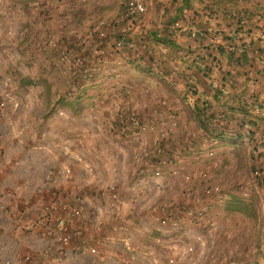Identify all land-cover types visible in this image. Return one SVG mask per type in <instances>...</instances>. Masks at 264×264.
Listing matches in <instances>:
<instances>
[{
    "label": "crops",
    "instance_id": "obj_1",
    "mask_svg": "<svg viewBox=\"0 0 264 264\" xmlns=\"http://www.w3.org/2000/svg\"><path fill=\"white\" fill-rule=\"evenodd\" d=\"M123 1L14 0L0 9L3 13L0 25L4 24L0 26V80L19 79L13 89L7 86L0 89L13 97L17 93L20 99L0 113V233L28 249L53 243V237L42 238L20 228L18 216L35 219L43 204L53 200L56 194L63 199L70 195L84 208L87 221L94 224L100 217L92 213V201H101L100 193L114 184L123 194V213L133 224L129 237L132 251L125 249L122 240L126 235L113 230L111 215L107 213L102 217V233L113 236L103 245L105 260L98 262L91 255L72 253L64 264H168L172 257L177 264H200L203 250L188 258L180 234L169 232L172 228L169 230L165 225L160 212L149 209L150 200L142 202L144 197L148 198L146 191L140 190V196L137 190L133 191L135 187L131 183L126 184L124 177L132 176L135 170L128 164L130 157L122 148L123 141L114 138L120 146L107 150L112 148L110 135H86L90 131L86 126L82 127L85 136L77 138L75 133L68 132L75 130L78 106L55 103L54 89L50 92L51 99L47 97L43 80L50 74L44 71L43 64L52 67L56 58L53 50L61 48L59 44H71L73 39H80L85 47L94 50L96 39L85 42L83 39L89 32H95L100 20L111 25L106 29L107 35L115 33L114 39L129 29V36L141 47L137 54L157 53L166 63H178L180 70L185 71L184 85L180 83L182 93L189 96V84L198 86L195 97L190 95L188 101L179 103L180 129L185 139L194 140L196 146L202 142L224 143L223 139L197 140L190 136L189 111L192 113L197 97L212 103L214 110L227 113L235 112L233 109L238 108V100L242 99L248 104L249 115L236 112L237 119L249 117L264 127V0H146L147 13L137 25L118 21ZM176 21H182L186 28L176 27ZM193 28L200 31L198 38L191 36ZM159 37L174 43L175 48L158 42L155 38ZM105 45L108 47L107 41ZM173 53H176L174 60ZM119 56L118 59L126 61ZM194 59L205 68L192 65ZM114 61V57H107L104 66L110 67ZM3 62L8 63L7 68ZM14 64L19 65L20 71L10 70ZM206 69L209 71L204 75ZM136 79L133 75L131 80ZM105 81L98 92L87 89L80 93L98 94L101 100L95 106L93 102L87 103L88 107H80L78 113L91 112L97 107L103 113L116 102L121 93L112 87L109 78ZM213 82L227 86L230 93L223 96ZM65 110L64 118L60 119V112ZM97 141H102L101 150L95 147L100 143ZM68 167L72 170L70 177L64 174ZM74 228H79L78 223ZM162 235L169 248L157 244ZM38 239L43 242L40 246L36 245Z\"/></svg>",
    "mask_w": 264,
    "mask_h": 264
},
{
    "label": "rangeland",
    "instance_id": "obj_2",
    "mask_svg": "<svg viewBox=\"0 0 264 264\" xmlns=\"http://www.w3.org/2000/svg\"><path fill=\"white\" fill-rule=\"evenodd\" d=\"M0 3V9L12 4L4 0H0ZM0 17H3V13H0ZM0 26H4L3 22ZM10 33L12 34V30ZM109 34L104 39H96L95 44L92 45L94 50L85 47L80 39L70 40L71 44L68 42V45L67 43L59 44L62 47L53 50L56 58L52 67L48 63L46 66L45 63L43 64L44 71L50 74L49 78L46 77L43 80L47 97L51 99L50 92L54 89L55 103L63 102L78 106L75 130L68 131L66 125L64 129L71 134L75 133L77 138L84 135L83 126L90 128L86 135L95 136V133H99L100 136L110 135L113 142L109 145L112 144V148L107 147V150H114L113 147L120 146V143L116 144L114 138L123 141L125 147L122 148L129 153L130 157L128 164H131L135 170L132 176L124 177L126 184L129 186L131 183L133 188L135 187L133 191L137 190L140 196L142 194L140 190L146 191L148 198L144 197L142 202L150 200L149 209L160 212L162 220L166 222L165 225L169 230L172 228L169 232L180 234L185 241L184 250L189 254L188 258L203 250L200 264H246L247 262L264 264V127L259 125L258 121L247 117L244 119L247 125L243 126L241 133L235 134L243 138L238 143L225 141L206 144L202 142L196 146L197 142L186 140L180 129L182 109L179 103L188 101L190 95L196 96L193 90H190L189 96L182 93L180 83L184 85L185 71L180 70L178 63H168V66L159 65L168 70V77L158 72L133 71L129 62L137 61L134 57L135 53L128 48L115 49L112 45L115 33ZM105 41L108 42V47ZM95 45L104 46L107 54L98 72L93 75L91 81H88L84 78L82 70L86 66L84 63H87L85 58L97 60ZM64 52L79 56L83 60L82 63L72 65L64 62L61 59ZM119 55H122L126 61L118 59ZM0 56L2 57L1 52ZM153 56L158 63L167 62L157 53ZM107 57H114L115 60L110 67L104 66V60ZM146 57L147 64H144L148 66L149 56ZM2 64L7 68L8 63ZM18 66L14 64L10 70L13 73L17 72L16 70L20 71ZM115 71H120L122 75L116 76ZM133 75L137 76L134 81L131 80ZM107 78L111 80L112 87H117L118 92L121 93L116 102H113L108 111L105 110L103 113L99 111V107L91 112L88 110L78 113L80 107H88L87 103L93 102L95 106L101 100L97 97L98 94L86 96L80 93L87 89L98 92L100 85L106 82ZM18 81L17 77L1 79L0 88L7 86L13 89ZM196 88L197 93L199 88L198 86ZM1 90L0 113L8 109L10 104L13 105L16 100L18 102L20 100L17 93L16 97H13L9 92ZM191 110L192 113L189 111L190 122H192V128L189 129L190 136L197 140H201L202 137L210 139V136L197 125L193 109ZM65 112L66 110L60 112V119L64 118ZM132 115L144 124L154 126L153 129L149 128L136 138L132 134L133 127L127 118ZM186 117L187 115L184 114V118ZM173 121L177 122L176 125H173ZM124 122L129 124L130 128L122 127L121 124ZM235 127L233 123L232 129ZM97 142L100 143L94 145L97 144L95 147L101 150L102 141ZM144 148L148 150L160 148L161 160L146 158L143 162L137 161L135 155L144 154L146 152ZM157 169L160 170L159 174L156 173ZM71 173V168L69 172L64 171L68 177ZM110 187L120 192V206L115 209L113 216V211L109 210L107 213L111 215L113 230L126 235L122 241L125 249L131 252L129 237L133 224L129 223V218L123 213L122 191L114 184L107 186V188ZM125 191L129 194L128 190ZM134 198H137V194ZM238 202L243 204L242 209H233V206H241ZM201 206L206 209L202 215H197L198 218L189 214L190 207L196 210ZM120 223L125 226L124 230H115V226ZM190 229L196 233L195 237L190 236ZM1 235L0 233V264H21L19 258L23 253L41 248L20 247L13 239ZM40 244L42 245L43 242L38 239L36 245L40 246ZM157 244L162 248H169L167 246L169 242L163 235L157 239ZM172 258L174 262H170L171 258H169L167 263L177 264V260Z\"/></svg>",
    "mask_w": 264,
    "mask_h": 264
},
{
    "label": "built area",
    "instance_id": "obj_3",
    "mask_svg": "<svg viewBox=\"0 0 264 264\" xmlns=\"http://www.w3.org/2000/svg\"><path fill=\"white\" fill-rule=\"evenodd\" d=\"M7 2H13L14 0H4ZM1 4V3H0ZM147 13L146 0H124L122 2L121 13L119 15L118 21L128 22L130 25L141 24L145 15ZM114 23H112L113 25ZM95 32H89L88 35L83 39L85 42L89 39H104L107 36V28L111 26L108 21L100 20ZM176 27H184L185 24L182 21L175 22ZM128 30L123 31V33L117 35L113 40L112 45L115 49L121 50L125 48L133 49L137 46L136 41L131 39L128 34ZM190 34L192 37L198 38L200 31L198 29H190ZM97 46V45H96ZM240 53L243 50H239ZM95 53L97 60L86 59L87 63L83 67L82 73L85 79L88 81L92 80L94 74L100 69V64L103 58L107 54V50L104 46L98 45L95 48ZM61 59L64 62L70 64H79L83 61L79 56H74L69 52H64ZM116 76H120V72L115 71ZM214 88L218 89L223 96L230 93L227 86L213 82ZM4 104L3 102H1ZM130 124L133 127L132 134L138 138L149 128L153 129L154 126H149L144 124L136 116L132 115L127 117ZM176 121H173V125H176ZM146 152L144 154H136L135 158L137 161L143 162L146 158H155L160 156L161 149L148 150L144 148ZM66 172L70 171V168H66ZM157 174L160 170L157 169ZM101 201H92V213L100 217L98 221L94 224L88 222L84 208L78 204V200H73L72 196L63 199L60 195L56 194L54 199L50 202L44 203L41 209L38 211L37 217L35 219L26 218L23 215L18 216L17 225L27 231L35 232L37 236L53 237V243H46L43 247L34 249L23 253L19 258L21 264H64L65 260L72 254H87L94 257L95 261L102 262L106 258V253L103 249V245L106 244L110 239H112V234H103V222L102 217L107 214V212L113 211L112 216L115 213V209L120 206V192L113 188H107L100 193ZM199 209V210H197ZM205 207L201 206L199 208H189V214L192 217H197V215H202L205 211ZM118 211V210H117ZM198 218V217H197ZM81 221H83L81 223ZM79 225L78 229L74 228V224ZM125 226L120 223L115 226V230H124ZM189 234L191 237H195L196 233L190 229ZM170 262H174L171 258Z\"/></svg>",
    "mask_w": 264,
    "mask_h": 264
},
{
    "label": "trees",
    "instance_id": "obj_4",
    "mask_svg": "<svg viewBox=\"0 0 264 264\" xmlns=\"http://www.w3.org/2000/svg\"><path fill=\"white\" fill-rule=\"evenodd\" d=\"M158 42L163 43V44H167L170 46H173L172 49L175 48V44L172 42H167L166 39L159 37V38H155ZM141 47L136 46L133 49H129L130 51H132L133 53H135L134 57L136 58L137 61H130L129 64H131L132 69H136V70H144L147 73H160V74H165L167 77V73L168 70L165 68H162L161 66H159L160 64H166L167 66L169 65L166 62H161L158 63V61L153 58L154 56L152 54H150L149 52H143V53H138L137 51H140ZM178 50V49H177ZM174 55H176V53H173V57L172 60H174ZM146 56H149V65H145L144 63L147 64V62L145 61V59H147ZM243 58L245 57L244 54H242ZM128 63V62H127ZM201 63V62H200ZM199 60L196 61L195 59L192 61V65H195L197 68H205L202 65H200ZM129 66V65H128ZM205 66V65H204ZM207 71L203 72L204 75H207V72L209 71V69H206ZM120 72V71H119ZM121 74V73H120ZM122 75V74H121ZM120 75V76H121ZM189 84V83H188ZM189 89L193 90V94H196V87L191 86L189 84ZM240 104H238V108H236V110L233 109V113H227V112H218L216 110L213 109L212 103H210L208 100H203L200 97H197L194 99L193 102V113L197 122V125L206 133L208 134L211 138L214 139H223L226 140L228 142H232V143H238L239 140H243V138L240 136H237L235 134H238V132L241 131V129L243 128L244 125H247V123H245V120L243 118L237 119V117L235 116L234 113L239 112L241 114L244 115H249V110L247 108L246 105L247 102H245L242 99L238 100ZM234 108V107H233ZM233 123L236 125L235 128L232 129L233 127ZM252 124H256V122H252ZM122 127H124L125 129L130 128L129 124H127L126 122H124V124H121ZM230 126V128H229ZM252 127V126H251ZM241 133V132H240ZM156 161L161 160L160 156L155 157ZM154 158V159H155ZM240 202H238L239 204ZM241 206L237 205V206H233V209H242L243 204L240 203ZM246 264H251L249 262H247ZM257 264V263H254Z\"/></svg>",
    "mask_w": 264,
    "mask_h": 264
}]
</instances>
